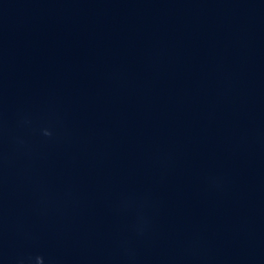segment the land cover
Instances as JSON below:
<instances>
[{
	"label": "water",
	"instance_id": "95a60500",
	"mask_svg": "<svg viewBox=\"0 0 264 264\" xmlns=\"http://www.w3.org/2000/svg\"><path fill=\"white\" fill-rule=\"evenodd\" d=\"M0 264H264V0H0Z\"/></svg>",
	"mask_w": 264,
	"mask_h": 264
}]
</instances>
